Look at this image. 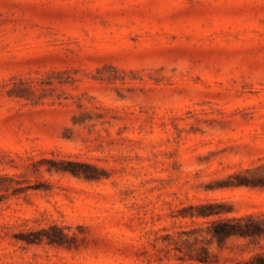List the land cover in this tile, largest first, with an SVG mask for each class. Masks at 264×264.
Instances as JSON below:
<instances>
[{
    "label": "rangeland",
    "instance_id": "obj_1",
    "mask_svg": "<svg viewBox=\"0 0 264 264\" xmlns=\"http://www.w3.org/2000/svg\"><path fill=\"white\" fill-rule=\"evenodd\" d=\"M204 203L264 213V0H0V264L264 253Z\"/></svg>",
    "mask_w": 264,
    "mask_h": 264
},
{
    "label": "trees",
    "instance_id": "obj_2",
    "mask_svg": "<svg viewBox=\"0 0 264 264\" xmlns=\"http://www.w3.org/2000/svg\"><path fill=\"white\" fill-rule=\"evenodd\" d=\"M214 206L215 204L204 203L195 206V208H198L197 212H189V215L191 216L201 215L204 217L218 214L217 218L208 221L209 225L206 230L208 236H205L208 241L217 240L220 246H223L233 237L254 239L264 236V213L222 216V211L213 208ZM190 208H194V206H190ZM55 228L60 230L61 233L56 235L51 234L50 231ZM34 235L36 236L30 238L29 241L34 242L46 240L48 243H62L63 237L66 236V233L63 232L61 227L53 225L47 229H42L41 231L34 233ZM198 259L203 262L209 261L205 256L199 257ZM234 264H264V253H257L248 259L235 260Z\"/></svg>",
    "mask_w": 264,
    "mask_h": 264
}]
</instances>
